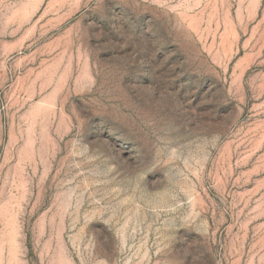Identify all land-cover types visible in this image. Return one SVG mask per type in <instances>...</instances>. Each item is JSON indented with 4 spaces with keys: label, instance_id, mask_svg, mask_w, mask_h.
I'll use <instances>...</instances> for the list:
<instances>
[{
    "label": "rangeland",
    "instance_id": "rangeland-1",
    "mask_svg": "<svg viewBox=\"0 0 264 264\" xmlns=\"http://www.w3.org/2000/svg\"><path fill=\"white\" fill-rule=\"evenodd\" d=\"M0 264H264V0H0Z\"/></svg>",
    "mask_w": 264,
    "mask_h": 264
}]
</instances>
